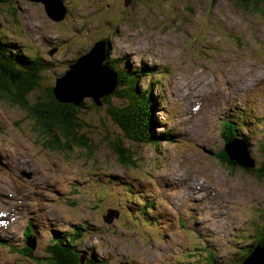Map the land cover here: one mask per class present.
Here are the masks:
<instances>
[{"label": "rangeland", "instance_id": "obj_1", "mask_svg": "<svg viewBox=\"0 0 264 264\" xmlns=\"http://www.w3.org/2000/svg\"><path fill=\"white\" fill-rule=\"evenodd\" d=\"M59 1L66 14L56 22L40 3L0 0V42L44 63L31 109L0 101V264H46L75 232L81 264L240 263L264 233V0ZM105 38V64L144 65L141 91L156 83V145L112 122L108 108L126 105L114 96L84 99L74 140L41 133L33 104ZM93 82L98 92L102 80ZM6 85L0 69L2 98ZM231 120L249 140L253 172L217 158ZM152 201L158 223L146 226L135 217Z\"/></svg>", "mask_w": 264, "mask_h": 264}, {"label": "trees", "instance_id": "obj_2", "mask_svg": "<svg viewBox=\"0 0 264 264\" xmlns=\"http://www.w3.org/2000/svg\"><path fill=\"white\" fill-rule=\"evenodd\" d=\"M253 2L259 3V0H240L239 5L248 6ZM12 47L14 46L0 42V69L5 74L7 83L5 89L9 92V96L4 97L6 99L0 96V101L19 103L18 105L21 109L22 106H28V108L31 109L26 98L34 94L36 88H39L41 68L43 69L44 63L42 64V60L40 61L38 58L34 60L25 55L14 54L12 52ZM129 66L127 68L124 67L121 71H116L117 65H115V62L109 63V67L119 75L116 87L118 90L116 89L114 91L113 98L124 100L126 105L109 107L108 116L112 122L127 135L129 140L137 142L143 141L144 143L150 141L153 142L152 144L156 145L158 140H156L155 137L157 136H152V140L148 137V133L151 132V127L154 123V112L157 107L156 100L150 90L156 83H154V80H151L152 82L150 81L148 90L141 91L139 80L148 75L146 73L147 70L144 69V66L139 69L131 70ZM151 74L152 72L150 71V75ZM123 87L126 90H123ZM48 93L47 101L37 100L33 104V106H36V108H33L35 112L41 113V120H39L43 127L41 133L47 138L54 134H60L64 139L74 140L79 132V120L77 116L80 109L74 108L71 105L60 104L55 100L52 90L49 89ZM103 102L110 103L111 97L105 98ZM225 125L228 130L227 136L225 133L222 134L224 143L227 144L231 140L240 137L249 149L248 138L240 136L238 132L240 130V125H237L233 120L227 122ZM169 136L170 135H168V137ZM169 138L171 139L172 137L170 136ZM52 142H57V139L54 141L52 140ZM46 143L49 145H56V143H50L49 141ZM261 147H264V137L260 145V148ZM262 149L263 148H261V150ZM116 153L122 165L127 166L130 164L131 160L127 156V150L118 149ZM217 158L224 166H230L233 170L240 168L236 163L231 162L227 158L225 150H222L221 153L217 155ZM246 172H253V170H246ZM262 172L264 175V169H262ZM142 207L143 208L137 212L135 218H141L146 226L157 224L158 222L150 216L154 211V202H146ZM64 234L63 237L69 241V244L57 240L59 242L53 244L50 259L47 260L46 264H81L80 257H78L72 247L75 244V236L78 235V233ZM256 241L257 245H264V233H262ZM33 251L34 250L30 247L26 246V248L23 249V254H21L28 257L33 254ZM252 252L253 249L247 253H241L242 260L240 263L236 262V264H241ZM210 257V259L213 260L212 255ZM93 262L97 264V261H88V264H93ZM185 264H189V262L187 261Z\"/></svg>", "mask_w": 264, "mask_h": 264}, {"label": "water", "instance_id": "obj_3", "mask_svg": "<svg viewBox=\"0 0 264 264\" xmlns=\"http://www.w3.org/2000/svg\"><path fill=\"white\" fill-rule=\"evenodd\" d=\"M40 3L44 6L45 13L53 21H60L66 14L62 1L59 0H29ZM108 42L105 39L97 42L89 53L79 58L75 63L69 65L68 71L56 79L52 88L55 100L64 105H71L79 108L84 99L91 97L94 103L100 106V99L112 97L117 87L118 73L105 64ZM99 54V55H98ZM101 55V56H100ZM97 76L102 80L100 90L94 91L93 78ZM83 82V83H82ZM82 84L84 86H82ZM94 92H97L95 94ZM230 161L246 170H253L255 162L251 158L246 144L237 139H233L225 146ZM113 214V213H111ZM110 214V215H111ZM112 217V216H111ZM109 224L111 219H105ZM34 250V246H30ZM242 264H264V245H258L253 249L251 255Z\"/></svg>", "mask_w": 264, "mask_h": 264}, {"label": "bare ground", "instance_id": "obj_4", "mask_svg": "<svg viewBox=\"0 0 264 264\" xmlns=\"http://www.w3.org/2000/svg\"><path fill=\"white\" fill-rule=\"evenodd\" d=\"M99 55V54H98ZM124 55V54H123ZM101 56V55H100ZM120 59V58H119ZM121 62H123V63H125V68H127L130 64H128L127 62H126V60H123L122 58H121ZM142 66H144V65H142ZM117 89V88H116ZM115 89V90H116ZM118 90V89H117ZM227 122H224V126L226 127V124ZM233 125V124H232ZM197 127V126H196ZM228 129V128H227ZM200 133V132H199ZM143 140V139H142ZM143 142V141H142ZM227 154V153H226ZM227 158L230 160V158H229V156H228V154H227ZM203 164H205V163H203ZM36 165V164H35ZM35 168V167H34ZM53 197V196H52ZM229 205V204H228ZM150 224V223H149Z\"/></svg>", "mask_w": 264, "mask_h": 264}]
</instances>
